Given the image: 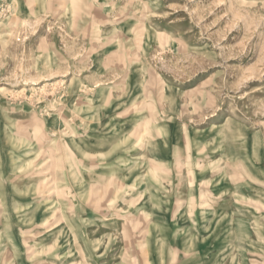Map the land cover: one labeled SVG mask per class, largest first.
<instances>
[{
  "label": "rangeland",
  "instance_id": "obj_1",
  "mask_svg": "<svg viewBox=\"0 0 264 264\" xmlns=\"http://www.w3.org/2000/svg\"><path fill=\"white\" fill-rule=\"evenodd\" d=\"M2 184L0 264H264V0H0Z\"/></svg>",
  "mask_w": 264,
  "mask_h": 264
},
{
  "label": "crops",
  "instance_id": "obj_2",
  "mask_svg": "<svg viewBox=\"0 0 264 264\" xmlns=\"http://www.w3.org/2000/svg\"><path fill=\"white\" fill-rule=\"evenodd\" d=\"M71 162L74 165H77V163H75L73 161H71ZM56 167L57 168H56L55 174L57 176L60 173V167H58V166H56ZM15 170L16 169L13 168V171H15ZM83 172L85 173L86 171H83ZM2 174H3V172H2ZM13 180H15V179H13ZM9 181H11V180H9ZM34 187L36 188V186H34ZM28 189H30V188H28ZM27 190H25V192ZM35 190H37V188ZM38 194H35V195H38ZM30 196H32V195H30ZM22 199L23 198L20 199V197L19 198H11L10 197L8 199L7 198V194H6L5 185L2 184L0 186V219H1V217H3L4 220L6 221V219L8 218V214H9V211H10L11 208H13V210H15V209H18L19 206L20 207H21V205L23 206V204L20 203ZM101 202H100V200H98V203H101ZM43 205L50 206L47 203H44ZM204 212L205 211L201 210L199 214H195V213L189 214V215H192L196 219L198 218L197 219V223L200 224V227L202 226V224H204V222H206V223L208 221H209V223H212L213 222V220L207 219L208 218L207 217V214L204 213ZM180 216H183L181 218H186L185 215H183V214H180ZM187 217H188V215H187ZM223 218H227V216H224ZM220 223L221 224H224L225 221H222V220L219 221V222L215 221L214 225L215 226H218ZM230 223H231V221H230ZM210 227H211V224H209V226L206 227L205 229L203 228L200 232L197 231V233L199 234V236H198V234L196 236L198 238V245L203 246V245L209 243L208 245H206V247H200L201 249H199L201 253H204V254L207 253V257H206L207 258V262H206L207 264H211V262L209 261L210 258L208 257L209 255H211V254H213V255L214 254L220 255V253L224 250L222 248H224V247H226L228 245V244H226L227 241H225V239H224L225 237H223V234L219 233V234H216V236H214V230L209 231V228ZM6 232H7L9 238H13V240L10 243V247L13 249V252L14 253L19 252L20 251V247H19V244L17 242V237H18L19 233L18 232H14V231L8 229L7 228V225H5L3 228H0V238H1V240H2L3 237L4 238L6 237ZM17 233H18V235H17ZM1 240H0V242H1ZM0 246H1V244H0ZM202 264H204V263L202 262Z\"/></svg>",
  "mask_w": 264,
  "mask_h": 264
}]
</instances>
